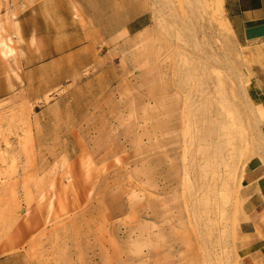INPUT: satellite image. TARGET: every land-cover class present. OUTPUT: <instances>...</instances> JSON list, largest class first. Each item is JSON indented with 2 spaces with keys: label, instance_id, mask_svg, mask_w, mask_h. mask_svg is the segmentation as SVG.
Instances as JSON below:
<instances>
[{
  "label": "rangeland",
  "instance_id": "rangeland-1",
  "mask_svg": "<svg viewBox=\"0 0 264 264\" xmlns=\"http://www.w3.org/2000/svg\"><path fill=\"white\" fill-rule=\"evenodd\" d=\"M223 3L128 0L126 29L25 75L0 36V264H239L264 58Z\"/></svg>",
  "mask_w": 264,
  "mask_h": 264
},
{
  "label": "crops",
  "instance_id": "crops-1",
  "mask_svg": "<svg viewBox=\"0 0 264 264\" xmlns=\"http://www.w3.org/2000/svg\"><path fill=\"white\" fill-rule=\"evenodd\" d=\"M127 1L0 0V36L15 42L16 64L25 75L48 58L80 57V50L110 40L112 25L126 29ZM223 1L236 41L248 48L253 58H264L259 53L264 49V0ZM55 43H61L60 53L54 52ZM69 50H73L71 55L66 53ZM3 81L6 92L0 97L15 89L14 81ZM259 84L256 98L264 110V80L259 79ZM242 198L249 233L255 240L239 264H264V162L253 160L244 167Z\"/></svg>",
  "mask_w": 264,
  "mask_h": 264
},
{
  "label": "bare ground",
  "instance_id": "bare-ground-1",
  "mask_svg": "<svg viewBox=\"0 0 264 264\" xmlns=\"http://www.w3.org/2000/svg\"><path fill=\"white\" fill-rule=\"evenodd\" d=\"M212 158H214V157H212ZM214 160V159H213ZM203 176V175H202ZM206 179V178H205ZM212 193V192H211ZM208 196V195H207ZM215 199V198H214ZM205 203V202H204ZM218 213V212H217Z\"/></svg>",
  "mask_w": 264,
  "mask_h": 264
}]
</instances>
